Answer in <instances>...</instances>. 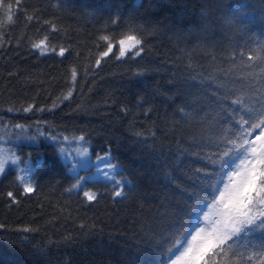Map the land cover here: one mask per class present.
Returning <instances> with one entry per match:
<instances>
[{
    "label": "trees",
    "instance_id": "1",
    "mask_svg": "<svg viewBox=\"0 0 264 264\" xmlns=\"http://www.w3.org/2000/svg\"><path fill=\"white\" fill-rule=\"evenodd\" d=\"M260 49L264 0H0V264H172L212 160L264 107Z\"/></svg>",
    "mask_w": 264,
    "mask_h": 264
},
{
    "label": "snow or ice",
    "instance_id": "2",
    "mask_svg": "<svg viewBox=\"0 0 264 264\" xmlns=\"http://www.w3.org/2000/svg\"><path fill=\"white\" fill-rule=\"evenodd\" d=\"M118 19V17L113 19L112 23L116 24ZM101 39L109 38L105 36ZM46 40L47 37L33 44V48H42ZM119 45V54L124 56L129 48L134 49L141 45V40L134 35H127L119 40ZM66 51L67 49L61 48L59 55L63 56ZM111 51L112 44L108 43L107 51L101 55L108 56ZM143 51L141 46L135 55L139 56ZM260 51L264 49L257 50L256 55L249 56V61L257 59L264 61ZM99 63L100 61L97 60V64ZM234 103H242V101L236 100ZM249 112L251 113V110ZM252 119L251 114L249 120L240 118L238 122L240 131L232 139L225 138L226 150L221 152L217 159L212 160L216 171L206 174L205 177L214 197L210 205L205 204L209 207V212L203 213V221H201L200 213L203 209L199 204L192 209L191 215L195 216L197 225L194 231L189 232L185 229L187 235H182V239L176 240L173 247L177 250L182 248L183 251L172 261V264H236L237 257L240 258L241 264H264V245L246 256L239 251L241 239L257 230H264V107L256 112V122H250ZM257 129L259 134L255 135L254 139H250ZM52 139L55 140L56 137ZM77 139L83 140L84 137ZM84 152L86 153L87 150L85 149ZM97 159L104 158L97 157ZM116 167L117 165L110 162L106 164V168L109 169L114 170ZM4 171L5 161L0 159V173ZM102 174L113 183L114 187L121 189L114 192L115 196L125 195L122 188L126 178L116 180L115 176H110L107 171ZM82 179L84 178L81 177L80 180ZM80 180L73 186L74 188L79 187ZM221 184L223 188L219 187ZM24 191L30 193L33 188L26 184ZM84 195L89 201L96 199L94 193L85 192ZM8 196L14 199L12 192H9ZM3 227L4 225L0 224V228ZM188 236L191 238L189 239ZM24 242L25 240L19 241V243ZM169 252H172V249H169Z\"/></svg>",
    "mask_w": 264,
    "mask_h": 264
},
{
    "label": "rangeland",
    "instance_id": "3",
    "mask_svg": "<svg viewBox=\"0 0 264 264\" xmlns=\"http://www.w3.org/2000/svg\"><path fill=\"white\" fill-rule=\"evenodd\" d=\"M130 49V48H129Z\"/></svg>",
    "mask_w": 264,
    "mask_h": 264
}]
</instances>
